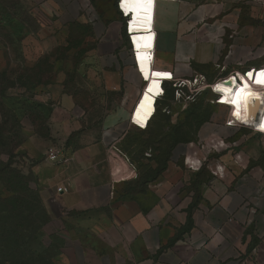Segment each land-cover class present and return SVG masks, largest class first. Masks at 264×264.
Instances as JSON below:
<instances>
[{
  "label": "crops",
  "instance_id": "1",
  "mask_svg": "<svg viewBox=\"0 0 264 264\" xmlns=\"http://www.w3.org/2000/svg\"><path fill=\"white\" fill-rule=\"evenodd\" d=\"M90 1L95 24L86 0H16L18 10L0 0V31L19 46V62L47 58L53 67L51 82L30 88L46 108L49 135L32 133L19 149L33 161L29 173L62 239L56 262L264 264V133L226 126L229 107L219 104L224 112L172 145L155 172L151 143L167 140L154 128L159 117L146 130L130 122L146 124L152 107L140 94L151 99L159 81L215 82L264 67V0H142L152 2L146 33L155 43L136 54L128 34L138 24L131 17L128 27L119 0ZM130 5L121 2L128 13ZM5 46L0 36V72ZM59 46L65 54L51 53ZM71 71L94 105L84 108L67 88ZM155 108L171 114L165 97ZM50 145L61 151L56 161L45 157Z\"/></svg>",
  "mask_w": 264,
  "mask_h": 264
},
{
  "label": "rangeland",
  "instance_id": "2",
  "mask_svg": "<svg viewBox=\"0 0 264 264\" xmlns=\"http://www.w3.org/2000/svg\"><path fill=\"white\" fill-rule=\"evenodd\" d=\"M2 1L12 9L18 10L16 0ZM22 14L24 15V13ZM40 18L44 19L43 16ZM46 33L44 31L43 44L45 49L49 50L54 46L52 45L54 41L47 38ZM0 36L7 44L5 47H7L9 59L7 67L2 72L5 74L8 83L14 85L3 89L1 87L3 76L1 77L2 72H0V126H4L7 131L10 130L11 132L0 134V165L9 164L10 169L15 173V176L12 177L2 174V177L8 180L7 186L0 180V264H57L53 256L60 250L62 239L56 234L55 225H50V221L47 220L46 215L41 210L42 201L36 195L37 193L39 195V192L29 173L30 160L25 158L19 149L20 146H17L20 140L27 138L32 133L35 134L34 131L42 130L45 110L35 100L36 92L30 91L18 83L19 76H25V66L19 62L21 59L19 46L4 31H0ZM51 53L62 56L66 51L63 46H59L55 52ZM48 74L52 78V65ZM169 80L171 78L158 82L154 87L155 90L152 92L151 99L145 92L140 94L143 107L150 105L152 111L146 118V124H139V128L146 127L152 118L156 97L165 93L162 84ZM213 82L207 81L208 84ZM66 85L67 88L75 90L84 108L94 105V98L77 88L73 71L67 73ZM165 99L171 114L159 110L157 114L159 122L154 128L158 132L160 130L162 133L169 134V138L167 142L151 143L155 151L153 154L156 162L155 172L165 164L170 137L188 138L197 131L201 121L209 120L216 114L219 117L225 108L219 106L218 103L210 104V100L216 99V96L208 87L204 88L202 92L189 91L184 81H178L166 87ZM3 111H7L9 114L3 115ZM226 113H228V109H226ZM148 171L149 174L147 175L153 176L154 170ZM17 175L21 177L22 183L27 182V192L20 191Z\"/></svg>",
  "mask_w": 264,
  "mask_h": 264
},
{
  "label": "bare ground",
  "instance_id": "3",
  "mask_svg": "<svg viewBox=\"0 0 264 264\" xmlns=\"http://www.w3.org/2000/svg\"><path fill=\"white\" fill-rule=\"evenodd\" d=\"M127 1L131 4L130 6H127L129 13L124 8L123 9L127 15H129L130 18L133 17L138 24L132 29V45L136 52H150L154 45V33L152 45H150L151 36L146 33V31L150 28V25H148L146 14L150 8H152V2L148 5L147 1L143 4L142 0ZM133 18H131L130 24L132 23ZM254 72H249L248 74L251 80L255 79L256 81L264 84V71L258 72L255 75V78ZM237 74L242 80V83H239L237 78H233L231 77L233 75H230L228 76L230 78L225 81L217 80L212 86L214 87V90L211 89V91L218 94L220 93L224 97L225 101L234 105V117L241 120L242 123L252 125L254 123V119L258 117L259 125L264 128V108L262 109L260 105V100L264 97V94L251 87L247 80V76L243 73Z\"/></svg>",
  "mask_w": 264,
  "mask_h": 264
},
{
  "label": "built area",
  "instance_id": "4",
  "mask_svg": "<svg viewBox=\"0 0 264 264\" xmlns=\"http://www.w3.org/2000/svg\"><path fill=\"white\" fill-rule=\"evenodd\" d=\"M251 1H262V0H251ZM121 2H122V0H119L118 8L120 10L121 15L125 19V23L129 27V24L131 22V18L129 17V15H127V13L122 8ZM83 12H84V14H85V16L87 18L88 23L95 24L96 22H98V20H99L98 13H97L96 9L94 8V6H93V4L91 3L90 0H86L85 4L83 6ZM127 32H129V31H127ZM132 35H133L132 33L128 34V37L130 38V41L132 40ZM154 43H155V35H154ZM132 50H133V53L136 54V50L134 49V47H132ZM153 50H154V45H153V48L151 49V52H153ZM261 71H264V67L251 68V69L247 70L246 72H244L243 74L245 76H247V78H248L247 80H248V82H249L251 87L255 88L256 90H258L262 94H264V84L261 83V82L256 81L255 79L251 80V78L248 76L249 72H251V73L254 72V78H255V75L258 72H261ZM232 75L233 76H231V77L237 78L239 80V83H242V80L240 79V77L238 76L237 73H234ZM228 78H230V77L220 78L218 80L225 81ZM184 82L186 83L187 88H188L189 91L202 92V90H204V88H206V87H208L210 89V91H211V89L214 90V87H212V86L214 85V83L216 81L211 83V84H208L206 79L203 76H199V79H198V76H196L193 80L192 79L191 80H186ZM212 93L216 96V99L210 100V103H212V104H215V103L223 104V105H226V106L229 107V113H228V116L225 119V125L226 126H228V127H249V128L255 129L256 131H258L260 133H264V128L261 127L259 125V123H258V117H256L254 119V123L252 125H246V123H242L241 120H239L238 118L234 117V113H233L234 105L229 103L228 101H225L224 97L220 93L219 94L216 93V92H212ZM158 97H156V100H157ZM156 100H155V102H156ZM155 102H154V107H155ZM260 105H261V107L263 109L264 108V97L260 100ZM154 112H155V109H154ZM154 112H153V114H154ZM130 122L132 123V125H134L135 127L139 128L138 127L139 124L137 122H135L132 117L130 119ZM141 129H145V127L141 128ZM60 154H61V151H60L59 147H57L56 145H50L45 150V157L49 161L58 160L59 157H60ZM64 159H66V158H64ZM66 190H67V188L63 187V186H60V187L56 188L57 192H64Z\"/></svg>",
  "mask_w": 264,
  "mask_h": 264
},
{
  "label": "trees",
  "instance_id": "5",
  "mask_svg": "<svg viewBox=\"0 0 264 264\" xmlns=\"http://www.w3.org/2000/svg\"><path fill=\"white\" fill-rule=\"evenodd\" d=\"M6 6H8V5H6ZM8 8H11L12 9V7H10V6H8ZM8 35H9V37L11 38L12 36H11V34L9 33V32H6ZM50 67H51V64L49 63V60L47 59V58H43V59H41V60H39L34 66H32V67H25V76H19V84L21 85V86H25V87H27L28 89H30V88H32V87H34V86H36V85H47L49 82H51V79L52 78H50L51 77V75H49L48 74V72H50ZM2 75H1V80L3 81V84L1 85V87H3V89H5V88H9V87H13L14 85L12 84V83H8V80L5 78V74H3V72L1 73ZM22 81V82H21ZM163 89H164V91H165V93L164 94H162V95H160L158 98H157V100L159 99V98H161V97H166V87H163ZM156 100V101H157ZM156 103V102H155ZM210 104H212V103H210ZM42 107H43V109L44 110H46V108L43 106V105H41ZM159 110L160 109H157L156 110V108H155V112H154V114H153V116L152 117H154L156 114H158V112H159ZM170 111V110H169ZM168 111V112H169ZM3 113V115H7V114H9L7 111H3L2 112ZM42 120H44V122H42V123H44V125H42L41 126V129L42 130H37V131H34V133L35 134H37V135H39V136H41V137H44V138H46V137H48V135H49V132H48V127H47V120H46V116H45V118H43ZM205 121H207V120H203V121H201L199 124H198V128H199V126L203 123V122H205ZM150 122V121H149ZM149 122L147 123V125H146V127H145V129H141V128H137L136 127V129H138V130H146V128H147V126H148V124H149ZM41 123V124H42ZM135 127V126H134ZM197 128V129H198ZM11 133L10 132V130H8L7 131V129L4 127V126H0V134H5V133ZM195 134V133H194ZM194 134H192L191 136H189L188 138H186V139H181V138H175V137H170V145H169V149H170V147L172 146V145H174L176 142H179V141H188ZM166 137H167V139L169 138V134H167L166 133ZM163 138H165V137H162V141H163ZM26 139V138H25ZM25 139H23V140H20L18 143H17V146L19 145H21L23 142H24V140ZM10 140V139H9ZM10 142H12V141H10ZM156 142H158V143H161L160 141H156ZM164 142H167V140L166 141H164ZM169 149L167 150V152L169 151ZM31 163L30 164H32L33 163V161H30ZM1 164H3V163H1ZM6 174V175H10V177H12V176H15V173H13V171L10 169V165L9 164H3V165H0V180L7 186V184H8V180H6V179H4V177H2V174ZM18 176V175H17ZM16 176V177H17ZM7 181V182H6ZM18 184H19V187L21 188L20 189V191H26L27 192V182H25L24 181V183H22V179H21V177H19L18 176ZM9 190V189H8ZM15 193V192H14ZM28 196L30 195V194H27ZM37 195V197H38V199H40L41 197H40V194L38 195V193L36 194ZM41 200V199H40ZM41 210L43 211V213L46 215V217H47V220L48 221H50V218H49V216H48V214H47V212H46V210H45V208H44V206H43V204L41 205ZM59 252H60V250L59 251H57L55 254H54V259L56 260V258H57V256L59 255ZM58 264V263H57Z\"/></svg>",
  "mask_w": 264,
  "mask_h": 264
}]
</instances>
